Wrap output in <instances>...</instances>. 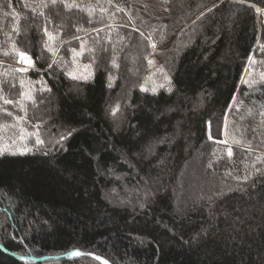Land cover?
<instances>
[{
    "label": "trees",
    "instance_id": "obj_1",
    "mask_svg": "<svg viewBox=\"0 0 264 264\" xmlns=\"http://www.w3.org/2000/svg\"><path fill=\"white\" fill-rule=\"evenodd\" d=\"M75 3L0 0V105L13 114L0 118L17 120L13 137L45 141L0 157V245L113 264H264V0ZM82 43L88 82L67 75ZM13 44L33 69L16 67ZM152 56L166 84L149 85ZM0 264L104 263H25L0 248Z\"/></svg>",
    "mask_w": 264,
    "mask_h": 264
},
{
    "label": "snow or ice",
    "instance_id": "obj_2",
    "mask_svg": "<svg viewBox=\"0 0 264 264\" xmlns=\"http://www.w3.org/2000/svg\"><path fill=\"white\" fill-rule=\"evenodd\" d=\"M222 2H223V0H222ZM240 2H243V0H240ZM51 3H52V5H55L57 3V0H51ZM60 3L64 4L68 9L79 8V5H77L75 3V0H73L72 3H68L67 0H60ZM44 6L47 7V4H45ZM81 10H85V11H89V12L93 11L92 9H81ZM101 11H105V9H101ZM121 11H122V9H121ZM209 11H211V9H209ZM256 11L260 12L261 10L259 8H256ZM136 31H138V29H136ZM44 33H45V35L47 37V41L45 43V47L48 48V50L50 52H53V54H55L54 49L50 46V42H52L55 39V37L53 36L52 33L48 32L47 28L44 29ZM143 35L144 34L141 33V36H143ZM76 39H79V37H76ZM146 39L151 40V36L146 37ZM151 47L153 49H155V47H156L155 43H152ZM13 51H15L16 55L18 56L17 62L25 65L24 68L20 69V71L27 72L29 69L34 68V66H35L34 62L32 61L31 56L28 55V53H26L24 51H17L16 48H15V44H13ZM71 51L73 53V62H75L76 58L81 56V55H83V53H84V45H83V43L81 44L80 51H77L75 48L71 49ZM4 54L8 55L9 53L5 52ZM113 63H114L115 67H118V65H116L115 62H113ZM152 63H153V61L150 60L149 64L151 65ZM253 63H255V61L253 60V58L251 56H249L248 57V67H251V65ZM49 67H51V65H49ZM90 68H91V65H88V66H85V71H83V72L77 73V72L69 71L67 73V75L73 80H82L84 82H88L89 80L94 79V72L88 70ZM160 71L163 72V69H161ZM244 71L247 72L248 68H245ZM165 79H168L167 76H165ZM262 79H264V77H262ZM36 83H40L41 86L39 88V91L41 93H43V92H51V88L47 87L46 82L37 81ZM244 83H248V82L244 81ZM21 85L22 86L24 85V81H21ZM107 86L108 87H112V78L111 77H109V79H108ZM248 86L251 87L252 86L251 83H248ZM142 90H145V89H142ZM34 91H35L34 88H29L28 90H26L23 93H21V95L23 97V101H27V102H31V103L35 104L36 101H35ZM169 91H170V89H169ZM153 93L155 94V89H153ZM23 101L21 102L20 106H21L22 110H24L26 112V105L24 104ZM4 103L5 104H13L14 101L10 100V99H5ZM234 103H235V98H233V100H232V104H234ZM231 110H232V105L230 104L229 107H228V111H231ZM4 111L6 112V115H8V116H12L13 115L11 112H7V110H4ZM17 119L18 120H23L24 118L17 117ZM225 120H226V118H225ZM207 123H208V136H209V139H212V135H211V121H208ZM225 128H227V123H225ZM70 135H71V132L68 133V136H70ZM33 137H34V145L40 146V147L44 146L45 141L41 138L40 133L38 131L35 132V133L24 132L23 135L20 137V139L22 141H24V143L22 144L23 150H20V149H15L14 150L12 144H7V145L0 144V157L4 156L5 154H8V155H26V154H28L29 152L32 151V149L27 147V140L30 139V138H33ZM65 138H66L65 136H62L61 137V141L63 139H65ZM219 142L226 143V141H219ZM59 143H60V141H57V144H59ZM45 155H47L46 152H45ZM228 155L229 156L232 155V149L231 148L228 149ZM244 179L246 180L247 177H245ZM69 255L72 256V257H80L82 255L90 256L92 254H90V253H81L79 250H73L72 252L69 253ZM94 258L96 260H100L101 259L98 256H96ZM104 264H107V261H104Z\"/></svg>",
    "mask_w": 264,
    "mask_h": 264
},
{
    "label": "rangeland",
    "instance_id": "obj_3",
    "mask_svg": "<svg viewBox=\"0 0 264 264\" xmlns=\"http://www.w3.org/2000/svg\"><path fill=\"white\" fill-rule=\"evenodd\" d=\"M263 11H260V14H262ZM152 43H155V42H152ZM156 45V43H155ZM157 48V47H155ZM29 55V54H28ZM30 56V55H29ZM151 61H153V63L151 64V70H150V73H149V81H150V84L151 86H158L159 84L162 85L163 84H166L165 82L168 81V79H163L161 82L157 79H160L162 76H163V72H161L160 70L162 69L161 66L157 63L156 59L154 56H152L150 58ZM33 61V60H32ZM34 62V61H33ZM16 67L20 70L21 68H24L25 65L24 64H21V63H16L15 64ZM89 64H86V63H82L79 60H76L75 64H74V67L72 70V72H83L85 71V66H88ZM33 69V68H31ZM29 69V70H31ZM89 71H93L92 67L90 69H88ZM165 78V77H164ZM255 80V79H254ZM254 82V81H252ZM149 85H147L149 87ZM4 110H7V112H11L9 108L6 109V107H3L2 108V105H0V115H3L5 116L6 115V112ZM11 117V116H9ZM13 117V116H12ZM11 117V118H12ZM9 120V119H7ZM6 120L0 118V123H3V124H0V144H4V145H7V144H12L13 145V149H20V150H23L22 148V144L24 143V141H22L20 139V137L23 135L21 133V136L19 135L18 137H13L12 134L9 133L8 129H10L11 127H13L14 125H16V122L17 120L13 121V122H4ZM26 129V128H25ZM28 130V128H27ZM26 130V132H27ZM23 131L25 132V130L23 129ZM29 131V130H28ZM37 132V131H36ZM32 133V132H31ZM29 140H27V147L30 148L31 146H29ZM18 141V142H16ZM21 141V142H19ZM14 142V143H13ZM31 149V148H30Z\"/></svg>",
    "mask_w": 264,
    "mask_h": 264
},
{
    "label": "water",
    "instance_id": "obj_4",
    "mask_svg": "<svg viewBox=\"0 0 264 264\" xmlns=\"http://www.w3.org/2000/svg\"><path fill=\"white\" fill-rule=\"evenodd\" d=\"M0 248L3 249L8 255L15 257L21 261H24L25 263H43V262H55V261H68V260H73L76 259L78 257H72L69 255L70 252L68 253H64V254H60V255H47V256H43V257H36L34 255L31 256H23V255H19L17 253H13L9 250H7L5 247H3L2 245H0ZM77 250V249H76ZM81 253H90L89 252H83L81 250H79ZM92 255H90L89 257H100L101 259L99 261H102L104 263V261H107V264H113L111 261H109L108 259H106L105 257L96 254V253H90ZM85 256V255H82ZM81 257V256H80Z\"/></svg>",
    "mask_w": 264,
    "mask_h": 264
}]
</instances>
